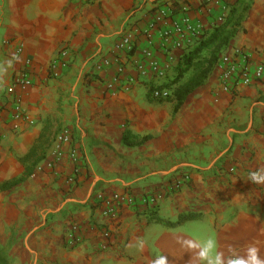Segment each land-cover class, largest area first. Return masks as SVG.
<instances>
[{"label": "crops", "instance_id": "obj_1", "mask_svg": "<svg viewBox=\"0 0 264 264\" xmlns=\"http://www.w3.org/2000/svg\"><path fill=\"white\" fill-rule=\"evenodd\" d=\"M238 17L207 77L178 103L173 90L200 69L172 82L184 56ZM183 19L199 34L178 47L161 31ZM127 33L133 51H117ZM233 48L264 64V0H0V264H264V75L224 89L217 64ZM21 70L31 83L11 95ZM153 87L170 96L152 98ZM13 97L25 119L11 117ZM64 128L78 164L66 144L49 167ZM100 192L135 203L106 215ZM102 230L112 235L104 250Z\"/></svg>", "mask_w": 264, "mask_h": 264}, {"label": "built area", "instance_id": "obj_2", "mask_svg": "<svg viewBox=\"0 0 264 264\" xmlns=\"http://www.w3.org/2000/svg\"><path fill=\"white\" fill-rule=\"evenodd\" d=\"M159 16L156 18V22L164 20L166 11L164 9H159ZM165 23V21L163 22ZM154 23L151 24L153 26ZM198 32L196 28L187 20L183 19L182 21H174L172 27L169 29L166 26L163 27L161 34L168 37H172L174 40V44L176 46H181V41H188L189 35L196 36ZM199 34V33H198ZM197 34V35H198ZM117 51H123L129 53L134 49V43L132 40V35L127 33L124 34L114 45ZM21 49H18L17 52H20ZM145 56H151V52L148 49H144L142 51ZM28 63V60H26ZM110 61L108 59H104L97 67L100 68L103 66H108ZM218 68L220 69V81L222 87L227 89L228 82L231 80H238L244 85H248L253 81L261 80L264 75V64L260 63L257 65H252L249 61L248 54L239 48H233L229 52H225L220 57L218 61ZM51 66H54L52 64ZM151 68L161 74L159 70V64L156 60H152L150 62ZM118 73L122 71V67L118 65L117 69ZM117 81V77L114 76L112 78V82ZM31 83L29 74L25 70H21L15 73L12 77L11 85L8 87L9 94L13 93V90L16 86H18L21 90H25ZM12 95V94H11ZM150 95L154 99H166L170 96V91L163 87H153L150 91ZM2 105H0V110ZM13 119L24 118L25 113L22 108L21 99L18 97L12 98V115ZM2 139V135L0 134V141ZM71 145L68 150V157L73 162V164H78V149L72 145L71 132L69 129L64 128L60 130L55 138L54 143L52 145V158L48 162V166L52 167L53 162L59 159L63 154V146ZM79 172V168L74 165L72 174L67 177V181L72 183L75 181V178ZM184 179H188V176H185ZM178 181L172 185V188H176L179 186ZM96 200L100 203L104 204V214L114 216L117 212V209L121 204L132 205L135 203V199L128 193H113L110 196H107L103 193H98L96 195ZM148 201L146 198L144 202ZM78 226L76 223L70 222V227L68 230V240L66 241V245L71 247L78 243L79 238L77 236ZM104 241L99 245L100 250H104L107 247V240H110L112 237L111 233L108 230L101 231Z\"/></svg>", "mask_w": 264, "mask_h": 264}, {"label": "trees", "instance_id": "obj_3", "mask_svg": "<svg viewBox=\"0 0 264 264\" xmlns=\"http://www.w3.org/2000/svg\"><path fill=\"white\" fill-rule=\"evenodd\" d=\"M238 19L239 17L237 18V20L233 21L226 19L222 24L214 27L212 32L208 36L197 40L196 45L187 53V55L184 56L182 60L183 66L179 65L177 67L178 72L172 82H177L182 77V74L188 69H190L193 65H195L196 68L200 69H198L197 73L192 75L186 82H184L182 85L176 87L173 90V95L178 103H180L187 96V94L192 91L193 88L201 84L207 77L208 73L211 71L214 64L217 62L219 53L222 52L228 46L229 41L236 34L238 30ZM210 46H213L210 56L208 58L201 59V52ZM33 152V149L30 150L29 154H26L24 158H29L31 155H33ZM32 167L26 166L24 169V175L22 177L7 182L1 187L6 188L10 187L12 184L17 183L26 175L30 174V172L32 171ZM165 223L166 225L175 224L170 222Z\"/></svg>", "mask_w": 264, "mask_h": 264}]
</instances>
